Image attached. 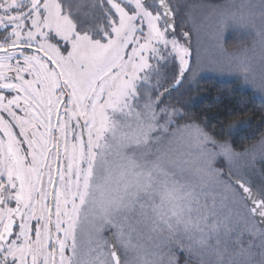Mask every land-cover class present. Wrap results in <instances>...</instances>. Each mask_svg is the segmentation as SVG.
<instances>
[{
  "label": "snow or ice",
  "instance_id": "snow-or-ice-1",
  "mask_svg": "<svg viewBox=\"0 0 264 264\" xmlns=\"http://www.w3.org/2000/svg\"><path fill=\"white\" fill-rule=\"evenodd\" d=\"M196 9L255 125L194 114ZM0 264H264V0H0Z\"/></svg>",
  "mask_w": 264,
  "mask_h": 264
},
{
  "label": "trees",
  "instance_id": "trees-1",
  "mask_svg": "<svg viewBox=\"0 0 264 264\" xmlns=\"http://www.w3.org/2000/svg\"><path fill=\"white\" fill-rule=\"evenodd\" d=\"M198 0H188L190 4H198ZM196 92L190 95L203 99V103L196 109H193L194 114L211 115L217 111L225 110V108H218L217 104L221 106H228L238 109V115L233 117L236 119L252 118L254 125L259 121V113L257 109L260 107L259 98L253 97L250 90L239 88L236 81H222L214 78H204L198 81ZM253 100L255 102L253 103ZM259 139L257 135L251 140L239 141L237 140L238 150L244 146H250Z\"/></svg>",
  "mask_w": 264,
  "mask_h": 264
},
{
  "label": "rangeland",
  "instance_id": "rangeland-1",
  "mask_svg": "<svg viewBox=\"0 0 264 264\" xmlns=\"http://www.w3.org/2000/svg\"><path fill=\"white\" fill-rule=\"evenodd\" d=\"M197 2L198 4L203 3V4H212V5H224V4H230V3L247 2V0L226 1L224 3H215V2L205 1V0L204 1L198 0ZM193 18L195 20L198 30L194 29L192 31L191 44H192L194 56H195L196 50L199 49L201 66L203 68V72L198 77V81L204 78H214V79H218L222 81H235V77L226 74V70L224 69V67L220 63L217 62L220 57V53H218L212 47L211 42L208 39V36L206 34V29L201 24L203 17L199 9H196L193 11ZM251 46H252L251 38L244 41L243 43H240L238 40L231 39L229 40V43L227 45L228 52L230 53H237L239 49L245 48V47L250 48ZM258 54H259V48H257V55ZM197 84H196V87H197ZM247 90H250V89H247Z\"/></svg>",
  "mask_w": 264,
  "mask_h": 264
},
{
  "label": "flooded vegetation",
  "instance_id": "flooded-vegetation-1",
  "mask_svg": "<svg viewBox=\"0 0 264 264\" xmlns=\"http://www.w3.org/2000/svg\"><path fill=\"white\" fill-rule=\"evenodd\" d=\"M199 1H204V0H199ZM205 1H210V2H215V3H224L226 1H235V0H205Z\"/></svg>",
  "mask_w": 264,
  "mask_h": 264
}]
</instances>
